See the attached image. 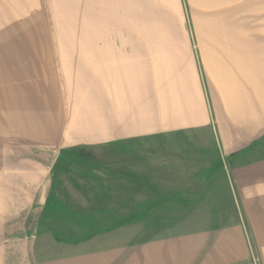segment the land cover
<instances>
[{"label": "rangeland", "instance_id": "rangeland-1", "mask_svg": "<svg viewBox=\"0 0 264 264\" xmlns=\"http://www.w3.org/2000/svg\"><path fill=\"white\" fill-rule=\"evenodd\" d=\"M95 49H110L106 72L89 70ZM120 74L195 78L220 100L206 129L154 127L129 93L111 140L104 99ZM251 85L263 107L264 0H0V264H264V125L224 148L222 130L242 128L216 126Z\"/></svg>", "mask_w": 264, "mask_h": 264}, {"label": "crops", "instance_id": "crops-1", "mask_svg": "<svg viewBox=\"0 0 264 264\" xmlns=\"http://www.w3.org/2000/svg\"><path fill=\"white\" fill-rule=\"evenodd\" d=\"M116 41H104V40H89V42H102L104 44H114ZM141 43V42H139ZM136 42L137 47L140 45ZM123 44V40L120 41L119 45ZM97 46V45H96ZM113 50H115L116 47L111 46ZM119 49V48H117ZM122 49V48H121ZM94 54V62L91 63L89 70L97 73V71L100 72H106L108 70L107 66L105 69H97V66H101L99 55H103L104 62L108 61L109 56H107L106 52L108 51L110 53V49L106 51H100L95 49ZM119 51H121L119 49ZM112 52V51H111ZM112 67H113V76L118 73H123V65L116 63L118 58L116 57L112 58ZM92 62V61H91ZM106 65V64H105ZM92 66V68H91ZM138 67H135L130 75H135ZM125 70V69H124ZM112 72V71H111ZM144 76V74H143ZM155 74L151 75V78L149 77L146 80H136V79H129L124 80L122 74L119 75L118 78L115 80L117 81L115 84V91L108 93L105 92V99H104V107L106 110L105 115V121L107 124V127L109 128L110 132L113 133L110 135L111 140L121 139L119 136L120 134L124 133V127L122 124H119L117 120L114 121V114L119 113L118 110L123 109L124 101L127 99L130 94L137 96V101L131 102L130 99L128 100L127 104L131 105V107H134L140 112L147 113L146 118L148 121H152L154 124L158 123L159 126H168L174 122H176L178 119V122H180V127L187 128V129H206L209 126V107H210V100H212L213 104L214 101H219L220 99L214 98L213 94L210 93V100L208 98V95L206 96L205 91L199 87L198 80L195 78L185 79L184 82L177 85L178 89L176 88L175 84H172L171 82H157L155 81ZM154 79V81H153ZM255 79V78H252ZM220 83H223L221 81ZM255 85V81L253 82ZM258 83V82H257ZM224 84V83H223ZM249 87V86H248ZM200 88V89H199ZM223 88V87H222ZM251 88L254 90V95L251 96V100L248 99V95H250V91H245V94H248L247 97H240L238 100H236L237 105L233 108L239 107L237 113H238V121L237 124L235 121V118L231 116L233 114V108L231 110H227L224 112L219 113V110L216 108L217 112V121L218 124H216L219 128L229 127L232 128L235 125L242 128L239 132V135L234 134L235 132H226L225 128L222 130L225 136L226 134L230 135V138L232 140H226L221 139V145L223 147V144L225 142H231L236 144V146H239V144H246L249 140L248 138H253V136H256L258 133V127H261L264 125L263 122H261L262 119H264V106L262 107V104L259 100V92H257L256 87L251 85ZM221 91V90H220ZM229 91V89H228ZM222 93L226 94L227 90L222 89ZM257 93V95H256ZM256 98L258 100H256ZM214 99V101H213ZM230 101V100H229ZM228 101V102H229ZM262 103L264 105V98L262 100ZM100 105H102L100 103ZM215 105V104H214ZM259 105V107H257ZM225 110V109H224ZM236 110V109H235ZM252 116V119H250ZM222 121L223 123H221ZM259 122L263 124H259ZM151 124V123H150ZM108 130V131H109ZM119 134V135H117ZM233 134V135H232ZM222 135V136H223ZM203 138V137H200ZM208 143V138L204 137ZM192 137L190 139L193 140ZM97 140V138L95 139ZM107 141V138H106ZM221 148V147H220ZM224 148V147H223ZM189 153V149L187 151ZM200 165V164H199ZM202 167V168H201ZM208 169V163L203 162L202 165L198 168H194L193 165L190 167L182 168V171H179V173H176V175L184 176V177H199L202 176L204 173L207 172ZM220 170L216 173V184L218 186V179L219 176H221L220 182H225V176H226V170L224 168H219ZM242 172V173H241ZM240 174H247L250 175V171H237L236 173H233V175H240ZM184 179L183 186H180L176 188L174 191H194L195 187H192V184H194L196 181H199L198 179ZM201 185L202 180H200ZM221 187H217L218 190H226V188L223 186L224 183H220ZM228 188V187H227ZM205 189V188H204ZM204 189H198L197 191H204ZM173 190V189H168ZM209 190V187H207V190ZM211 192V191H208ZM222 201V200H221ZM110 231V228H107L104 230ZM94 231L93 234L97 235V233H102V231ZM92 237V236H89ZM58 238V237H56ZM80 239V237L78 238Z\"/></svg>", "mask_w": 264, "mask_h": 264}]
</instances>
